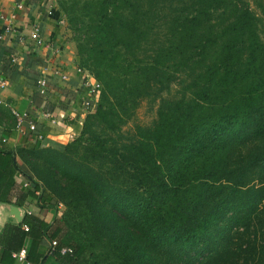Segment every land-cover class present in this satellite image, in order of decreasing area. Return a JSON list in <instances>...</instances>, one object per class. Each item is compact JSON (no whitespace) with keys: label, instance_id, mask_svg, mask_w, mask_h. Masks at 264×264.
<instances>
[{"label":"trees","instance_id":"1","mask_svg":"<svg viewBox=\"0 0 264 264\" xmlns=\"http://www.w3.org/2000/svg\"><path fill=\"white\" fill-rule=\"evenodd\" d=\"M55 4L77 67L101 88L63 148H18L23 169L0 151V202L19 173L16 205L65 208L54 232L28 214L7 225L9 259L25 249L31 264H264V18L248 0ZM144 99L158 101L156 118L124 131Z\"/></svg>","mask_w":264,"mask_h":264},{"label":"crops","instance_id":"2","mask_svg":"<svg viewBox=\"0 0 264 264\" xmlns=\"http://www.w3.org/2000/svg\"><path fill=\"white\" fill-rule=\"evenodd\" d=\"M49 9H53V15H48ZM0 12L6 18L0 21V33L6 26L12 28V33L0 43V79L6 81V86L0 87V151L12 153L13 162L22 168L23 164L15 152L18 148H63L80 133L86 114L82 102L88 94L82 87V76L77 72L76 46L66 24L59 22L62 14L55 0H0ZM35 27L39 29L40 45H35L31 39ZM11 57L16 59L14 63L10 61ZM40 81L46 84L44 94L40 93ZM11 108L34 120L33 133L26 125L24 134L13 128ZM37 136L41 140H37ZM3 156L0 153V164ZM14 180L17 187L12 190L9 201L16 205L18 194L28 182L19 173ZM51 204L50 198L43 197L39 203L26 201L19 207L25 209V215L35 216L49 224L50 232H54L59 227L63 208L61 205L49 207ZM7 225L17 224L8 218L0 228V237ZM40 242L36 247V257L50 243L46 237ZM23 243V248L27 249L28 241L25 239ZM0 264H15L1 246ZM38 264L59 262L53 256L44 255Z\"/></svg>","mask_w":264,"mask_h":264},{"label":"built area","instance_id":"3","mask_svg":"<svg viewBox=\"0 0 264 264\" xmlns=\"http://www.w3.org/2000/svg\"><path fill=\"white\" fill-rule=\"evenodd\" d=\"M53 13H54L53 9L48 10V15H53ZM5 19L6 18L3 15V13L0 12V21H4ZM59 22L63 25L66 24L64 16L62 15L60 16ZM11 33H12V28L10 26H6L5 31L3 33H0V43L4 40L6 35H9ZM31 39L33 40L35 45L42 44V40L39 35V29L37 27H35L32 31ZM10 61L14 63L16 59L14 57H11ZM77 72L82 76V87L86 89L87 94H88L87 97L82 102V107L85 113H87L88 111H92L94 109L95 98L99 94L101 87L87 71L77 67ZM38 84L41 88L40 93L44 94L45 93L44 90L46 86L45 82L40 81ZM5 86H6V81L1 78L0 87L4 88ZM10 111L15 120L14 129L16 131L24 134L25 133L24 125H26L30 133H33L35 131V123L33 119L28 118L26 114L17 111L15 108H11ZM37 140H41V137L37 136ZM25 230H27V228H25ZM56 246H57L56 242L52 241L51 250L49 252L50 254L54 252ZM59 252L61 255H63V254L69 253L70 251L65 248H61ZM14 257L17 260V264H31L27 260V252L25 249H21L18 253L14 254Z\"/></svg>","mask_w":264,"mask_h":264},{"label":"rangeland","instance_id":"4","mask_svg":"<svg viewBox=\"0 0 264 264\" xmlns=\"http://www.w3.org/2000/svg\"><path fill=\"white\" fill-rule=\"evenodd\" d=\"M251 8L261 17L264 18L263 12L260 9V5L264 6V0H248ZM57 4V2H56ZM58 7V6H57ZM72 36V35H71ZM96 101V98H95ZM158 101H151L149 99H144L140 101L138 107L136 108L134 115L127 125L123 128L124 131L132 128L134 124L147 126L150 125L156 118V108ZM63 212L65 208L62 206Z\"/></svg>","mask_w":264,"mask_h":264},{"label":"water","instance_id":"5","mask_svg":"<svg viewBox=\"0 0 264 264\" xmlns=\"http://www.w3.org/2000/svg\"><path fill=\"white\" fill-rule=\"evenodd\" d=\"M25 214V209L22 207L0 202V228L4 227L8 218L12 219L17 225L21 224Z\"/></svg>","mask_w":264,"mask_h":264}]
</instances>
